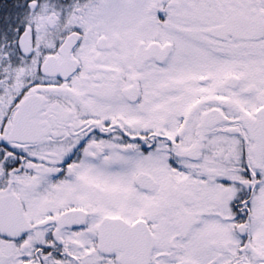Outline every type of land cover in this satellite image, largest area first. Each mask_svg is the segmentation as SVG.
<instances>
[{"label": "snow or ice", "instance_id": "1", "mask_svg": "<svg viewBox=\"0 0 264 264\" xmlns=\"http://www.w3.org/2000/svg\"><path fill=\"white\" fill-rule=\"evenodd\" d=\"M0 264H264V0H0Z\"/></svg>", "mask_w": 264, "mask_h": 264}]
</instances>
